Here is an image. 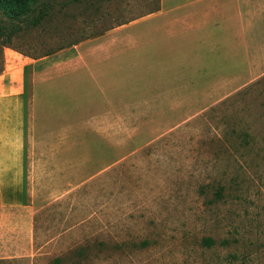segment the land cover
<instances>
[{"label":"rangeland","instance_id":"374dc122","mask_svg":"<svg viewBox=\"0 0 264 264\" xmlns=\"http://www.w3.org/2000/svg\"><path fill=\"white\" fill-rule=\"evenodd\" d=\"M162 4L0 9V264H264V78L145 71L126 28ZM90 41L81 79L61 58L35 98L28 64Z\"/></svg>","mask_w":264,"mask_h":264},{"label":"crops","instance_id":"0c3cea01","mask_svg":"<svg viewBox=\"0 0 264 264\" xmlns=\"http://www.w3.org/2000/svg\"><path fill=\"white\" fill-rule=\"evenodd\" d=\"M185 23L190 28H176ZM131 27H141L134 48H143L145 71L148 62L151 68L157 63L173 80L183 75V65L189 64L190 71L202 68L207 73L217 74L218 85L230 83L233 70L246 78H264V0H163L159 10L130 23L126 29ZM91 43L73 45L62 54L44 59H33L28 68L33 78L34 97L39 93L42 96L41 85L48 87L65 80L64 75L63 78L54 76L40 82V86L35 81L44 72L47 75L55 72V63L61 58L60 62L68 66L65 77L73 73L75 78L81 79L80 72L94 60L84 49ZM100 45L108 48L110 53V49L119 46V41L108 42L104 35ZM43 61H47L46 68ZM56 78L60 81L56 82ZM50 92L48 90V94Z\"/></svg>","mask_w":264,"mask_h":264},{"label":"trees","instance_id":"16d2710c","mask_svg":"<svg viewBox=\"0 0 264 264\" xmlns=\"http://www.w3.org/2000/svg\"><path fill=\"white\" fill-rule=\"evenodd\" d=\"M36 0H0V9H3L6 11L7 14L10 15H19V14H24L29 11L31 8V5L35 2ZM38 19L34 21V23H37ZM13 30H16L14 27ZM11 32L8 31L7 27H5L0 19V40L2 39V36L5 35H10ZM208 245L211 244L210 241L207 242ZM75 255L79 258H83L85 256V249L81 248L78 250ZM63 258H57L54 260L55 264H61Z\"/></svg>","mask_w":264,"mask_h":264}]
</instances>
